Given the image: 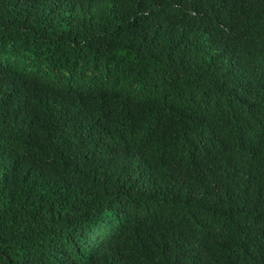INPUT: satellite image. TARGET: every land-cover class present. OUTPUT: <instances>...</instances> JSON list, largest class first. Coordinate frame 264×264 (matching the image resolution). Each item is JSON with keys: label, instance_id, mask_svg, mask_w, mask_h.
I'll list each match as a JSON object with an SVG mask.
<instances>
[{"label": "trees", "instance_id": "16d2710c", "mask_svg": "<svg viewBox=\"0 0 264 264\" xmlns=\"http://www.w3.org/2000/svg\"><path fill=\"white\" fill-rule=\"evenodd\" d=\"M0 264H264V0H0Z\"/></svg>", "mask_w": 264, "mask_h": 264}]
</instances>
